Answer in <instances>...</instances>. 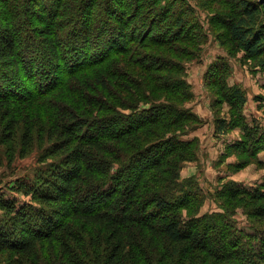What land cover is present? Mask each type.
<instances>
[{
  "label": "trees",
  "instance_id": "1",
  "mask_svg": "<svg viewBox=\"0 0 264 264\" xmlns=\"http://www.w3.org/2000/svg\"><path fill=\"white\" fill-rule=\"evenodd\" d=\"M41 1L0 0V146L9 166L44 143L40 162L54 161L36 183L11 188L27 200L0 194L6 264H46V248L59 264H264L263 189L231 181L215 192L221 211L202 215L205 190L180 179L201 148L185 139L201 123L184 107L186 63L206 38L196 16L173 0ZM240 2L220 16V43L264 71V8ZM212 66L232 117L215 133L240 128L228 148L264 167L246 91L230 84L225 57ZM241 208L252 235L239 228ZM79 225L104 237L86 241Z\"/></svg>",
  "mask_w": 264,
  "mask_h": 264
},
{
  "label": "rangeland",
  "instance_id": "2",
  "mask_svg": "<svg viewBox=\"0 0 264 264\" xmlns=\"http://www.w3.org/2000/svg\"><path fill=\"white\" fill-rule=\"evenodd\" d=\"M240 1L173 0V3L172 0L164 1L172 3L171 6L175 9L177 6L179 8L186 7L190 11L188 12L189 17L196 16L204 29L202 34H206L197 57L186 63L187 69L184 75L193 94L192 99L186 101L184 107L191 109L201 121L197 125V129L187 135L185 139L198 138L201 148L197 159L185 162L180 172L182 184H187L188 179L193 177L205 190L206 202L201 210L202 215L208 212L221 211L217 206L215 192L231 181L238 182L247 188H261L264 191V167H260L253 156L238 151V149L230 150L228 148L236 141L242 140L241 129L236 127L225 133H215L218 118L227 120L232 118L230 107L227 103L220 102L221 99L216 95L215 87L212 86L216 82L215 74H217L212 65L218 62L220 57H225L232 66V73L229 77L230 84L240 86L247 93L248 100L244 108L247 121L251 125L260 126V130L264 132V71L254 66L251 61L245 60L243 52H240L236 57H230L226 50L227 47L221 45L222 39L219 38L223 31L219 29L220 25L217 23L222 15H226L229 11L239 12L241 10ZM257 1L264 8L261 0ZM41 2L45 5L52 1L42 0ZM182 2L185 3V6ZM2 13L0 8L1 16ZM214 22L216 23L214 24ZM44 145L43 148L37 146L24 158H16L12 166L8 165L4 147L0 146V194H5L8 199L27 200L23 196L11 192V188L18 181L34 184L40 176L53 167V160L46 163L40 162L44 148L49 147L48 143H44ZM259 154L260 159L264 162V150ZM48 209L53 213L55 211L56 218L62 220L58 205H51ZM1 215L0 212V217ZM235 218L240 229L248 234H254L253 226L249 223L243 208L238 209ZM76 232L82 235L86 241L90 237L99 239L104 237V231L97 226L84 227L79 225ZM47 251L52 253V250H48V248L41 253L43 259L47 258L46 264H59L61 258L58 256L50 260L48 257L50 252ZM7 259L8 254L6 252L0 253V264H6Z\"/></svg>",
  "mask_w": 264,
  "mask_h": 264
},
{
  "label": "water",
  "instance_id": "3",
  "mask_svg": "<svg viewBox=\"0 0 264 264\" xmlns=\"http://www.w3.org/2000/svg\"><path fill=\"white\" fill-rule=\"evenodd\" d=\"M261 3L263 4V6H264V0H261Z\"/></svg>",
  "mask_w": 264,
  "mask_h": 264
}]
</instances>
